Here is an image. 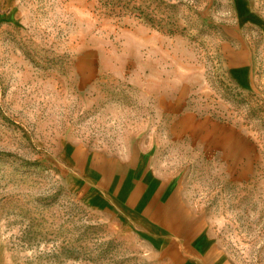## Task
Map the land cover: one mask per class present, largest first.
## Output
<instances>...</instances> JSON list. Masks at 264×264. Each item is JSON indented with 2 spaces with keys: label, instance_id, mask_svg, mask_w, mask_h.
<instances>
[{
  "label": "rangeland",
  "instance_id": "1",
  "mask_svg": "<svg viewBox=\"0 0 264 264\" xmlns=\"http://www.w3.org/2000/svg\"><path fill=\"white\" fill-rule=\"evenodd\" d=\"M137 138L233 264H264V0H0V264H155L67 163Z\"/></svg>",
  "mask_w": 264,
  "mask_h": 264
},
{
  "label": "crops",
  "instance_id": "2",
  "mask_svg": "<svg viewBox=\"0 0 264 264\" xmlns=\"http://www.w3.org/2000/svg\"><path fill=\"white\" fill-rule=\"evenodd\" d=\"M185 108V95L162 96L160 109L177 119L172 127L165 128L164 120L148 130L174 131ZM126 147L117 152L72 148L67 163L84 201L128 227L155 264H233L205 213L189 201L181 175L165 167L164 152L158 150L165 141L137 138Z\"/></svg>",
  "mask_w": 264,
  "mask_h": 264
}]
</instances>
